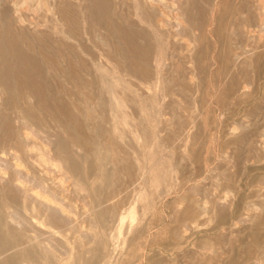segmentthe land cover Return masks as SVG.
I'll return each instance as SVG.
<instances>
[{
    "label": "rangeland",
    "instance_id": "rangeland-1",
    "mask_svg": "<svg viewBox=\"0 0 264 264\" xmlns=\"http://www.w3.org/2000/svg\"><path fill=\"white\" fill-rule=\"evenodd\" d=\"M0 264H264V0H0Z\"/></svg>",
    "mask_w": 264,
    "mask_h": 264
},
{
    "label": "bare ground",
    "instance_id": "bare-ground-1",
    "mask_svg": "<svg viewBox=\"0 0 264 264\" xmlns=\"http://www.w3.org/2000/svg\"><path fill=\"white\" fill-rule=\"evenodd\" d=\"M35 1V0H34ZM38 4H36V6H37ZM34 7V6H33ZM39 7V6H38ZM162 21V20H161Z\"/></svg>",
    "mask_w": 264,
    "mask_h": 264
}]
</instances>
